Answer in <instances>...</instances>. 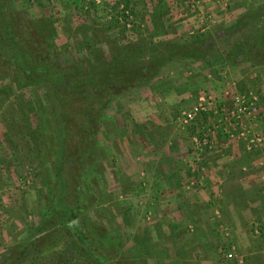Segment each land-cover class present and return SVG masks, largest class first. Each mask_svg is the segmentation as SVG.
<instances>
[{"label":"rangeland","instance_id":"374dc122","mask_svg":"<svg viewBox=\"0 0 264 264\" xmlns=\"http://www.w3.org/2000/svg\"><path fill=\"white\" fill-rule=\"evenodd\" d=\"M153 1L9 0L24 31L47 45L49 58L58 61L56 73L67 70L56 82L60 88L75 74L97 77L106 61L120 65L121 58L114 56L124 46L139 44L141 37L155 44L180 43L182 48L157 46L155 57L173 54L159 64L157 73L110 94L109 102L102 100V113L91 119L95 133L88 134L87 162L78 165L71 157L84 147L80 138L74 134L65 139L64 170L78 175L68 200L78 202L80 215L72 221L62 216L70 227L82 222L87 244L65 226L63 236L70 242L62 245V252L52 245L53 254L43 251L54 223L61 227V220H47L43 213L53 192L55 125L50 121L49 129L47 116H39L42 107L49 111L44 89L24 85L11 70H0V264H106V257L111 264H264V185L256 181L248 190L224 194L227 189L221 192L216 181L206 180V169L200 167L210 137L228 135L215 125L225 115L215 108L222 103L228 107L234 94H249L257 98L259 114L254 129L249 121L245 126L262 142L248 152L246 139L245 148L235 139L242 153L234 167L241 176L257 174L255 163L264 168V64L246 57L251 53L241 39H248V30L240 24L248 8L264 0H162L156 9ZM159 7L167 11L153 18ZM184 43L193 44L188 55L180 53L186 50ZM203 48V53L198 51ZM195 51L201 54L197 57ZM45 55L37 54L38 66ZM201 91L211 97L212 108L182 122V111L197 102ZM226 128L233 134L228 142L242 138L240 128ZM201 136L207 137L206 145L194 141ZM156 146L162 165L152 157ZM172 149L187 152L183 160L188 166L176 154H167ZM207 195L210 199L205 200ZM255 225L262 228L259 234L253 232ZM81 247L84 258L76 255ZM228 252L232 258L226 257Z\"/></svg>","mask_w":264,"mask_h":264},{"label":"trees","instance_id":"16d2710c","mask_svg":"<svg viewBox=\"0 0 264 264\" xmlns=\"http://www.w3.org/2000/svg\"><path fill=\"white\" fill-rule=\"evenodd\" d=\"M161 1L154 0L153 8L161 3ZM159 8H157L153 18L161 17L160 14L167 11L166 9L161 10L162 7ZM243 16L240 24L244 29L248 30V39H241V45L245 44L244 50L252 54H248L246 57L256 63L262 60L264 64V3L251 6ZM21 30L22 33L20 32ZM28 33V31H24V28L20 26L16 17L12 14L9 0H0V70H11L14 74H18L24 85L42 87L49 105V111L46 113L45 108L42 107L39 116H47L44 121L47 123L49 129L52 127L50 126V121L55 125V130H51L53 155L50 158L54 177L52 181L53 192L48 199L46 212L43 213V218L47 220L52 217L53 219L62 221V224L61 221L59 223L61 227L56 226L54 223V233L52 232V235L50 234L51 239L47 241L46 250L43 251L45 254H49L50 252L53 254L49 250L52 245H58V250L62 252L64 250L62 245L65 242L67 244L70 242L68 239H64L63 229H73L78 235V240L86 243V238L81 231L83 227L82 222L79 223L78 221L77 225L72 224L70 227L62 216L64 215L67 219L71 218L72 221L78 219L80 215L78 202L71 203L68 200L71 197L69 189L74 187L76 190L75 182H78V175L72 172V176L68 175L66 174L67 171L64 170V165L68 162H65L63 158L65 139L67 136L74 134L80 138V142L84 147H78L71 157L76 158V163H79L78 165L87 162L89 160V149L91 148V144L87 140L89 137L88 134L91 136L95 133L94 127L91 125V119L95 120V117H98L102 113L98 109V106L103 102L102 100L106 99L109 102L111 99L109 98L110 94L114 93L115 96L126 88L137 84L140 79H149L157 73L159 64L164 62L167 56H173L170 51H167L166 54H161L160 58L155 57L152 52L154 49H157V46L162 44L164 48L171 50L172 47H181V44L173 43L171 46L162 42L161 44H155L151 38L141 37L139 44L124 46L118 51V55L114 56L117 60L118 57L121 58L120 65H115V63H119L118 61H115V63L106 61V68L104 64L99 65L97 77L92 75V73L86 74L83 78L77 77L78 74H75L74 80L66 82L60 88L56 85V82L68 74L67 70L63 69L61 74L56 73L55 70L58 67V61L56 58L53 61L49 58V54L47 53L48 46L42 41L36 42ZM197 37L198 35H194L193 38ZM191 46L193 44L184 43L183 48L186 50L180 53L182 55L190 54ZM198 51L203 53L205 48L198 49ZM38 53L41 55L46 54L42 57L45 58V61L39 66L37 65ZM198 53L195 51L194 54L198 57L201 54ZM66 77L64 78L69 81V78ZM85 77H88L90 82L84 83L83 80ZM89 114H92L93 117H89ZM71 145L74 144L71 142ZM72 149L74 151L73 146L71 153ZM79 172L80 170H78V174ZM73 223L75 222L73 221ZM65 226L67 227L66 229ZM79 249L76 255H82L84 258L83 252L85 248L81 247ZM86 250L99 263L104 262V257H96L93 251L87 248ZM53 258L55 259L56 256H53ZM106 264H111L107 260V257Z\"/></svg>","mask_w":264,"mask_h":264},{"label":"crops","instance_id":"0c3cea01","mask_svg":"<svg viewBox=\"0 0 264 264\" xmlns=\"http://www.w3.org/2000/svg\"><path fill=\"white\" fill-rule=\"evenodd\" d=\"M198 22H200L199 20H197ZM222 105H224V103H222ZM225 106V105H224ZM230 106V102L228 104V107ZM249 122H247L249 124L248 126H250L252 129H254L255 126H257V121L256 119L254 120H247ZM214 134V133H213ZM228 135L223 134L222 132L216 135H213L210 137V140H212L211 142V146L209 148H206L203 152V154H200V159L203 161L204 158V165H200V167L203 169H206V180H213L216 184L215 186H219L220 187V191L222 192L223 189H227L225 190L226 192H224V194H231L229 191L230 189L234 191L235 193V189H246L250 186H252L254 184V182L256 181H260L261 185H264V168L259 167L257 165V163H255V167L259 170V172L257 174L254 173V175L252 176L251 173L250 175H244L241 176L238 171L237 168L234 167V165L239 162V159L241 157V151L240 149L236 146L235 143V139L236 141L241 140L240 143H242V139L243 138H233V142H228ZM153 140L156 142L157 141V135L152 136ZM175 143H177V140L175 139ZM176 145V144H175ZM243 148L244 144L242 143ZM264 146V145H263ZM175 148V146H173ZM183 149V148H181ZM179 150V152H175L176 150L172 149V152H168L167 154H176L177 156H179V159L182 160L184 166H188L187 164H185L184 162V156L188 155L187 152L185 150ZM248 150V152H252L253 149H245V151ZM175 152V153H174ZM160 155H162V153H158L157 150V146L156 149H154V151L152 152V157L155 156L157 157L156 161H160L161 165L163 164L164 159H162L160 157ZM160 157V159H159ZM211 157V161L207 159ZM214 159V160H213ZM200 160V161H201ZM168 162V161H166ZM180 162V161H179ZM207 164H206V163ZM158 165H160L158 163ZM169 168L170 170L173 169V167L170 166V163L168 162ZM178 165V167H183V165ZM166 170V168H165ZM161 171V168H160ZM202 179H204V177H201ZM200 180V179H199ZM262 180V181H261ZM203 184V183H202ZM222 198L224 196H221ZM210 199V196L207 195L205 197V200ZM221 199V198H220ZM211 201V200H210ZM209 201V202H210ZM234 203V202H231ZM236 205V204H235ZM236 209L233 208L231 209V212H235ZM234 217H236L234 215Z\"/></svg>","mask_w":264,"mask_h":264},{"label":"built area","instance_id":"2783aa9c","mask_svg":"<svg viewBox=\"0 0 264 264\" xmlns=\"http://www.w3.org/2000/svg\"><path fill=\"white\" fill-rule=\"evenodd\" d=\"M210 98L211 97L206 95L203 91L199 92L197 102L188 110L182 111L180 120L184 123L192 122L204 111L211 109L212 104L211 101H209ZM219 107L215 108V112L221 110L225 115L223 117L224 122L219 120L217 124L215 123L217 127L223 126V131L230 136H233V134L229 132L226 125L234 126L238 129L240 128L241 130L239 131L238 136L246 139L247 149H251L253 146L262 142V138L259 135L251 133V129L245 126L247 120H254L259 114L257 98L255 96L249 94H234L231 96L229 107H225L224 105ZM193 139L200 144H207V137L205 136H201L200 138L194 137ZM197 180V182H200L199 179ZM261 230L262 228L260 225H255L253 232L259 234ZM226 257L232 258V252H228Z\"/></svg>","mask_w":264,"mask_h":264}]
</instances>
